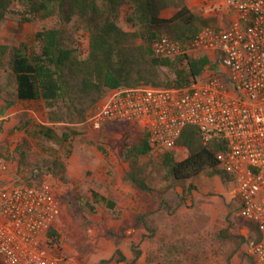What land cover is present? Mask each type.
<instances>
[{
	"label": "trees",
	"instance_id": "trees-1",
	"mask_svg": "<svg viewBox=\"0 0 264 264\" xmlns=\"http://www.w3.org/2000/svg\"><path fill=\"white\" fill-rule=\"evenodd\" d=\"M166 10L171 11V17L162 15ZM9 16H16L21 25L36 21L40 27L30 41L17 46L0 44V71H9L14 78L16 99L38 104L47 111V121L53 126L85 122L90 110L109 91L139 86L184 88L215 68L207 55H154L152 46L162 35L187 43L208 24L191 10L187 0H0V26ZM83 40H87L86 47ZM121 126L130 134L123 153L129 169L122 170L123 177L137 190L153 192L147 184L144 159L155 153L147 135L129 124L115 123L104 129L115 132ZM40 133L56 143L71 138L69 132L57 137L54 130L45 127ZM176 145L187 151L183 160L177 161L174 152L156 157L175 186H184L200 175H218L231 182L217 159L225 144L216 139L204 141L197 127L188 126ZM45 176L42 170L34 169L28 178L18 176L17 183L34 185ZM92 196L115 207L96 192ZM138 221L150 230L142 217ZM250 224L255 230L254 240L257 230ZM49 238L57 242L54 231ZM182 249L161 247L158 264H184ZM131 252L133 257L128 258L117 246L113 257L99 264H140V247L133 245Z\"/></svg>",
	"mask_w": 264,
	"mask_h": 264
},
{
	"label": "rangeland",
	"instance_id": "rangeland-1",
	"mask_svg": "<svg viewBox=\"0 0 264 264\" xmlns=\"http://www.w3.org/2000/svg\"><path fill=\"white\" fill-rule=\"evenodd\" d=\"M189 3L198 15L199 0ZM18 22L16 16H9L1 24V45L30 41L40 27L36 21ZM82 43L86 47L87 40ZM0 112L5 118L0 143L14 153L13 169L22 178L34 169L42 170L57 192L61 212L50 264H99L110 260L117 246L132 258L133 245L143 252L140 264H158V250L169 245L184 247V264H256L248 253L255 230L239 216L233 187L220 176L200 175L175 186L155 154L144 159L153 192L143 193L122 174L129 169L123 156L130 139L125 127L97 132L85 122L53 126L38 104L16 99L14 78L5 70L0 71ZM42 127L51 128L57 137L69 132L71 138L60 143L47 140L40 133ZM186 155L180 148L174 157L181 161ZM92 192L115 207L97 201ZM140 217L150 230L139 223Z\"/></svg>",
	"mask_w": 264,
	"mask_h": 264
},
{
	"label": "built area",
	"instance_id": "built-area-1",
	"mask_svg": "<svg viewBox=\"0 0 264 264\" xmlns=\"http://www.w3.org/2000/svg\"><path fill=\"white\" fill-rule=\"evenodd\" d=\"M198 15L208 24L193 40L162 35L152 50L164 58L207 55L214 69L184 88L109 91L85 123L97 132L133 125L156 155L175 153L188 126L225 144L220 169L232 178L239 216L256 227L248 253L264 264V0H199ZM3 121L0 114V128ZM14 157L0 150V263L50 264L49 233L61 212L55 186L48 176L17 183Z\"/></svg>",
	"mask_w": 264,
	"mask_h": 264
},
{
	"label": "crops",
	"instance_id": "crops-1",
	"mask_svg": "<svg viewBox=\"0 0 264 264\" xmlns=\"http://www.w3.org/2000/svg\"><path fill=\"white\" fill-rule=\"evenodd\" d=\"M187 3H188V5H189V7H190V3H189V0H187ZM191 8V7H190ZM192 10V9H191ZM164 17H166V18H169V17H171V11L170 10H166V11H164L163 12V14H162ZM0 114H1V112H0ZM5 119V118H4ZM1 129H2V124H1V128H0V136H1ZM180 149V148H179ZM0 150H2L3 152H5V153H10L8 150H6V149H4V147L1 145V143H0ZM183 150H185L184 148H183ZM13 156H14V153H13ZM1 264V263H0Z\"/></svg>",
	"mask_w": 264,
	"mask_h": 264
}]
</instances>
